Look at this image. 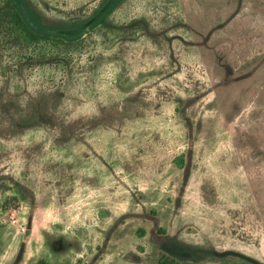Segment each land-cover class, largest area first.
<instances>
[{
	"label": "rangeland",
	"instance_id": "rangeland-1",
	"mask_svg": "<svg viewBox=\"0 0 264 264\" xmlns=\"http://www.w3.org/2000/svg\"><path fill=\"white\" fill-rule=\"evenodd\" d=\"M32 1L83 41L0 34V264H264V0Z\"/></svg>",
	"mask_w": 264,
	"mask_h": 264
},
{
	"label": "trees",
	"instance_id": "trees-1",
	"mask_svg": "<svg viewBox=\"0 0 264 264\" xmlns=\"http://www.w3.org/2000/svg\"><path fill=\"white\" fill-rule=\"evenodd\" d=\"M114 8L115 6L102 15L98 24H104ZM79 26L80 24L50 19L32 0H0V34L3 35L4 46H11L13 50L26 55L27 60L43 58L60 62L70 59L72 52L82 44L83 36L69 37L67 32ZM176 162L182 166L183 157L177 158ZM157 264L189 263H180L164 255L159 258ZM221 264L263 263L243 257L239 262Z\"/></svg>",
	"mask_w": 264,
	"mask_h": 264
}]
</instances>
